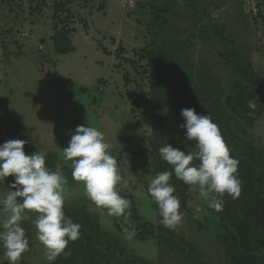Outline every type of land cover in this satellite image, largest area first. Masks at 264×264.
Returning a JSON list of instances; mask_svg holds the SVG:
<instances>
[{
  "label": "rangeland",
  "instance_id": "1",
  "mask_svg": "<svg viewBox=\"0 0 264 264\" xmlns=\"http://www.w3.org/2000/svg\"><path fill=\"white\" fill-rule=\"evenodd\" d=\"M71 2L77 14L71 22L74 49L61 55L53 46V0H0V144L28 138L39 153H57V172L62 174L64 167L72 168L62 155L70 130L78 125L96 127L113 146L111 154L121 176L116 190L132 195L144 220L162 225L148 193L152 178L146 155L132 156L145 150L155 121L167 122L170 112L149 105V80L144 73L149 43L187 41L190 62L221 80L229 94L240 75L227 61L226 43L209 27H222L264 79V19L253 15L244 0ZM6 112L25 128L27 137L18 131L9 135ZM233 126L237 136L264 155V112L253 123L239 121ZM64 187L66 202L86 203L100 213L111 241L119 246V240L125 253L145 257L151 264H183L154 238L140 240L131 231H117L113 219L87 199L83 182L70 185L67 181ZM10 190L6 178L0 179V199ZM206 206L198 188L190 186L188 207L173 231L185 236L206 263L224 264L223 246L205 219ZM4 215L0 212V220ZM37 215L28 213L21 224L29 249L18 264H52L36 239ZM0 264H9L2 247Z\"/></svg>",
  "mask_w": 264,
  "mask_h": 264
},
{
  "label": "trees",
  "instance_id": "2",
  "mask_svg": "<svg viewBox=\"0 0 264 264\" xmlns=\"http://www.w3.org/2000/svg\"><path fill=\"white\" fill-rule=\"evenodd\" d=\"M52 7L55 20L53 46L58 54L63 55L74 49L71 22L77 14L73 11L71 0H53ZM259 16L264 19L262 12ZM209 29L226 43L227 61L237 68L239 79L234 81L228 94L221 80L190 62L187 41L150 42L144 56L147 59L144 73L149 80V105L153 109H169L170 112L167 122L155 121L145 150H138V155L132 156L139 157L145 153L151 178L159 172L171 171L172 166L159 155L160 147L170 143L186 153L196 147L193 141L185 139V129L180 127L184 123L181 109L195 108L198 114H208L218 125L230 155L238 161L237 176L241 181V192L235 199L225 193L222 211L217 212L207 205L205 219L223 246L224 264H264V155L255 149L253 143L237 136L233 130L234 122L253 123L264 112V79L244 59L235 41L225 34L222 27L212 25ZM249 102L255 103L254 109L249 107ZM5 115L9 135L18 131L21 136H26L25 128L10 116V112ZM32 145L27 138L24 146L26 154L39 152ZM45 158L46 165L57 171V153L49 151ZM62 174L70 185L76 184L71 168L64 167ZM6 180L10 184L13 177H6ZM170 183L175 187L174 195L180 199L182 212L188 207L190 186L176 178L174 173ZM119 194L130 202L125 215L110 216L106 208H100L113 219L117 231H131L140 240L154 238L159 247L169 248L183 264H208L199 258L197 249L185 236L144 220L132 195ZM153 206L159 215L155 201ZM64 212L73 222L81 225L80 237L76 241H69L65 249L68 254H61L52 264H151L145 257L125 253L119 240V246L113 244L111 233L102 226V216L92 211L86 203L71 204L65 200Z\"/></svg>",
  "mask_w": 264,
  "mask_h": 264
},
{
  "label": "clouds",
  "instance_id": "3",
  "mask_svg": "<svg viewBox=\"0 0 264 264\" xmlns=\"http://www.w3.org/2000/svg\"><path fill=\"white\" fill-rule=\"evenodd\" d=\"M249 107L254 109L255 103L249 102ZM180 115L185 139L193 141L197 150L186 153L170 143L160 147L161 159L172 170L157 173L148 186V193L158 206L160 222L170 230L183 220L180 199L170 183L173 173L185 184L198 188V196L217 212L223 209L225 193L235 199L241 192L238 161L230 155L218 125L195 108H182ZM70 136L62 155L65 162H71L72 178L83 182L85 195L97 208H106L110 216L125 215L130 202L116 190L121 176L111 154L113 146L92 126L78 125L70 130ZM25 143L22 139H9L0 144V179L13 177L11 190L0 199V212L5 214L0 220V247L9 264H18L29 249V238L21 224L28 213H37L33 220L36 239L44 247L45 259L53 262L61 254H68L65 249L69 241L80 237L81 225L64 212L67 178L46 165L44 154H26Z\"/></svg>",
  "mask_w": 264,
  "mask_h": 264
},
{
  "label": "built area",
  "instance_id": "4",
  "mask_svg": "<svg viewBox=\"0 0 264 264\" xmlns=\"http://www.w3.org/2000/svg\"><path fill=\"white\" fill-rule=\"evenodd\" d=\"M244 2L247 7H249V11L252 12L253 15L259 16L260 12L264 14V0H244Z\"/></svg>",
  "mask_w": 264,
  "mask_h": 264
}]
</instances>
